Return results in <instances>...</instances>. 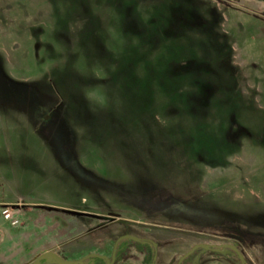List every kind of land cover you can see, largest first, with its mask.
<instances>
[{
	"label": "rangeland",
	"instance_id": "rangeland-1",
	"mask_svg": "<svg viewBox=\"0 0 264 264\" xmlns=\"http://www.w3.org/2000/svg\"><path fill=\"white\" fill-rule=\"evenodd\" d=\"M259 2L0 0L5 81L41 85L46 104L35 132L18 116L13 125L0 120V264H33L45 252L74 261L99 254L104 238L121 234L155 240V264H176L194 244L229 238L245 262L264 261V39L241 24L243 12L264 8ZM66 20L75 22L72 33L55 35ZM219 21L223 33L212 32ZM199 31L203 42L196 43ZM41 52L64 54L60 66L38 72ZM210 85H241L244 95L221 107ZM210 103L221 107L218 116L200 127ZM157 120L161 130L181 136L184 150L171 153L169 142L149 146ZM218 138L239 147L217 148ZM10 140L18 150L13 168L2 157ZM160 148L171 153L161 164ZM138 152L152 161L138 163ZM3 209L18 223L4 219ZM117 218L128 221L105 224ZM238 258L197 248L186 264H239Z\"/></svg>",
	"mask_w": 264,
	"mask_h": 264
},
{
	"label": "trees",
	"instance_id": "trees-1",
	"mask_svg": "<svg viewBox=\"0 0 264 264\" xmlns=\"http://www.w3.org/2000/svg\"><path fill=\"white\" fill-rule=\"evenodd\" d=\"M259 3L264 7V1L263 0H260ZM226 8L233 9L231 6H228ZM260 9H262V10H260V11L257 10V11H254V12H251V11L247 10L246 12H243V14H246L247 21H245L244 23H241L242 27L244 28V31L249 33V35L252 36L257 41H258V39L259 40L264 39V8L261 7ZM199 32L200 33H197L195 35V37H196L195 42L196 43L197 42L198 43L203 42L202 35H200L202 31H199ZM212 32H214V33H223L222 30H221L220 21H219V23L216 24V31H212ZM212 36L214 37V35H212ZM218 37L219 36H217V40L216 41H218V39H219ZM179 40L182 43H186V40L183 39V38L182 39L180 38ZM206 40H209V39H204V41H206ZM195 42H193V43H195ZM196 43L194 44L195 46H197ZM206 60L207 59H203L201 61L202 63H204V67L206 65L208 66V62ZM201 65H203V64H201ZM6 68L7 67L4 65V61L0 60V120L3 123H11L13 125L14 121H13V119H10V118H14L15 119L16 116H18L20 118V120H18V121L21 124L24 121H26L29 124L31 123L32 124L31 132H35V131H37V129L40 127L41 123L44 120V113L43 112L45 111L44 107L46 106V104L43 103L40 100V97H41L40 93L38 94V90L40 89L41 85H38L37 88H36V86L35 87L34 86H29V85H27V83H21L18 80H13V79L11 80L10 79V81H5V79H6L5 78L6 77L5 76ZM42 86L44 87V85H42ZM45 86L49 88V85H45ZM210 86H211V88H209V89H213L214 94L215 95H219V97H220L219 101H221V103H222L221 107H223V106L227 107V104H226L225 101L229 102L230 101V97L231 96L233 97L234 94L240 95L241 97L244 95V93L242 92L241 85L239 87H236V88H235L234 85H210ZM53 104H54V102H53ZM53 104L50 105L51 107L47 106L46 110H48V111L53 110L54 107H55V105L53 106ZM220 108H219V106L216 108L215 105H212V103H210L207 106H205L204 110L202 109L203 112L201 111L204 117L202 118L201 122L200 121L197 122V125L201 127V126H203V124L207 123L210 118L217 117ZM177 110L180 111L179 109H177ZM14 111H16V113ZM230 111H231V109H230ZM141 122H142V120L138 124H136V126L138 128H142V123L143 122L142 123ZM161 122L162 121L157 120L155 123H151V125H150L153 130H155V131H157L159 133H156L155 135L152 134L153 137L149 136V138H152V141H151L152 143L150 142L149 146H153L154 147L156 145H159V146H161V148H163L162 144L164 143V146H167L168 145L167 142H169L170 147L173 149V151H171V153H177L178 149L176 151L175 148H177L179 145H181L182 149L184 150L186 148V146H184V142H183V139L181 140V136H179L180 139H176V136H173V135L169 134L170 132L166 133L165 131H163L164 130V126L162 124H160ZM24 125H25V123H24ZM238 126H239V124H238V121H237L235 129L238 128ZM22 128H24V127H22ZM161 129H163V130H161ZM153 130H152V132H153ZM60 131H62V132L59 135V137L61 135L64 136L65 135V127L63 126V124H61V126L59 127V132ZM236 132L237 131L234 130L228 137L229 138L234 137ZM132 135L138 136L136 133L132 134ZM167 135H168V137H167ZM156 136H159V137L155 138ZM134 138H143V137L138 136V137H134ZM218 140L220 142L218 143L217 148H221V146L222 147L223 146L224 147L227 146L228 148L233 147L234 149L235 148L238 149V147H239V145L236 142H234V144L232 143V144H229V145L228 144L224 145L223 141H221L219 138H218ZM16 142L14 141L12 143V141L10 140L11 147L8 148V153H6V151L4 150L3 151L4 155H2V157L4 159L3 160V164L4 165L8 164V165L12 166V168H13L15 162H17V156H18V150H16L15 146L12 145V144H16ZM161 148H160V151H161L160 154H161L162 160L160 161L159 164L164 162V156L167 157V155L169 156V154H171V153H164L163 149H161ZM138 153H139V155H137V157L134 159V160L138 159V163H142V164H146L147 165L153 159V157L146 156V155H144L141 152H138ZM162 155H163V157H162ZM156 163H158V159H157ZM156 163L154 164V168L156 167ZM151 166L149 168H152ZM196 167H197V165H196ZM196 167L190 173L191 174V181H193V183L199 182V178H198L199 175L196 172V169H198V167L197 168ZM147 170H149V169H147ZM201 170H205V169L201 168ZM180 171L183 172L186 175V178H187L186 180L189 181L190 179L187 176L186 172L182 171L181 169H180ZM168 193L171 196L172 193H170V192H168ZM212 197L213 196H211V199H212ZM226 202L229 203V201H226ZM233 203H234L233 205L228 204V205L232 206V207H230V209H233V207L237 206V205H235L236 204L235 202H233ZM174 206H176V205H174ZM177 206H178V204H177ZM227 209L229 210V208H227ZM227 209H226V211H228ZM225 223H226L225 221H222L220 223H213L212 225L215 226V228H216L218 225H225ZM239 229L242 232L245 231V229H243V228L239 227ZM245 234H249V233H245ZM236 237L239 238L241 236H236ZM238 240L241 241L240 243H243V240L241 238L238 239ZM128 251H129V249L123 250V255H122L123 264H126L127 262L129 263V261L127 259V255H126V253H128ZM129 259H131V258H129ZM43 261L44 260L42 259L39 262V264H41ZM259 264H264V261L262 263L259 262Z\"/></svg>",
	"mask_w": 264,
	"mask_h": 264
},
{
	"label": "flooded vegetation",
	"instance_id": "flooded-vegetation-1",
	"mask_svg": "<svg viewBox=\"0 0 264 264\" xmlns=\"http://www.w3.org/2000/svg\"><path fill=\"white\" fill-rule=\"evenodd\" d=\"M104 221L106 222L105 223L106 225L111 224V225H114L115 227H119V226L122 227L124 226L122 225L123 224L122 221L126 222L128 220L125 218H117V220L108 221V219H104ZM141 224H149V223L141 222ZM158 230H160V228ZM162 232H164L163 229H162ZM104 239L105 240L102 245V252H100L99 254L89 253L85 257L74 260V261H78L82 259L80 263H76V264H123L122 255H123V250L125 249H129L128 253H126L127 259L131 258L133 260L132 263L127 262L126 264H155L158 245L155 240H150L149 237L145 235H139V236L135 235L134 236L130 234H121L117 236L115 239H113L112 241L111 239L109 240H107V238H104ZM227 242L228 243L221 244V245H217L213 243H210V244L205 243V244L209 245L210 247L220 248L222 250L224 249L230 250L228 254L235 255L237 260H239L238 256L241 257L240 263L238 262L239 264H245V263L249 264L248 261L245 262L247 258H245V256L241 253V248H240L238 241L234 240L233 238L231 239L229 238ZM231 247H234L235 250H231L230 249ZM184 254L179 256V258L176 261V264L178 263V260ZM139 255L141 257L140 259H139ZM186 258L183 259L179 264H186ZM137 259H139V261H137Z\"/></svg>",
	"mask_w": 264,
	"mask_h": 264
},
{
	"label": "crops",
	"instance_id": "crops-1",
	"mask_svg": "<svg viewBox=\"0 0 264 264\" xmlns=\"http://www.w3.org/2000/svg\"><path fill=\"white\" fill-rule=\"evenodd\" d=\"M28 20L29 19H27L25 21L28 22ZM30 20H32V19H30ZM28 23H30L29 26L38 24V23H32V21L31 22H28ZM74 25H75V22L73 20H66L65 22H63L61 24L62 27L60 29H58V31L56 33L54 32V34L55 35L62 34V36H66L69 33L71 34L72 33V30H71L72 28H70V27H73ZM63 55L58 54V55H55V56H51V55H47V52H41L39 54V56H38V60L35 61L36 70L38 69V72H40L42 70H48L49 68H51V66H54L55 68L56 67H59L60 66L59 61L61 60V58H63ZM54 59L56 60L55 62L58 63L57 65L54 63ZM26 67H28V66H26ZM31 86H34L35 87V85H31ZM36 88H37V86H36Z\"/></svg>",
	"mask_w": 264,
	"mask_h": 264
},
{
	"label": "water",
	"instance_id": "water-1",
	"mask_svg": "<svg viewBox=\"0 0 264 264\" xmlns=\"http://www.w3.org/2000/svg\"><path fill=\"white\" fill-rule=\"evenodd\" d=\"M197 248H204L206 250H210L212 252L215 253H220V254H228L230 252V250H222L220 248L217 247H210L209 245H206L205 243H198L195 244L194 246L191 247L190 250H188L179 260L178 263L179 264L183 259H185L187 256H189L190 254H192V252L197 249ZM231 250H235L234 247L230 248ZM44 258H49L51 260H53L54 262H56L57 264H76V263H80L82 261V259L78 260V261H66L63 259H60L56 254L51 253V252H45V253H41L40 255L37 256V258L35 259L33 264H38L40 260L44 259Z\"/></svg>",
	"mask_w": 264,
	"mask_h": 264
},
{
	"label": "built area",
	"instance_id": "built-area-1",
	"mask_svg": "<svg viewBox=\"0 0 264 264\" xmlns=\"http://www.w3.org/2000/svg\"><path fill=\"white\" fill-rule=\"evenodd\" d=\"M1 214H2L3 218L6 219V220H8V221H10V223H11L12 225H15V224L18 223V220L15 219V218L13 217L12 213L9 212L7 209H3V210L1 211Z\"/></svg>",
	"mask_w": 264,
	"mask_h": 264
}]
</instances>
